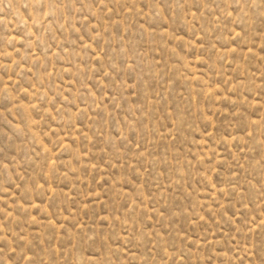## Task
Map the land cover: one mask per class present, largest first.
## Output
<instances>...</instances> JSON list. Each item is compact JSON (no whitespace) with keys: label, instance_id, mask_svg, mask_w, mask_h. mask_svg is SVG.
Here are the masks:
<instances>
[{"label":"rangeland","instance_id":"obj_1","mask_svg":"<svg viewBox=\"0 0 264 264\" xmlns=\"http://www.w3.org/2000/svg\"><path fill=\"white\" fill-rule=\"evenodd\" d=\"M0 264H264V0H0Z\"/></svg>","mask_w":264,"mask_h":264}]
</instances>
